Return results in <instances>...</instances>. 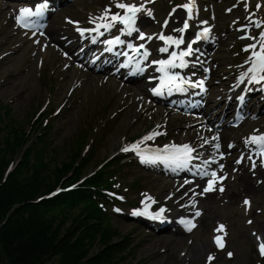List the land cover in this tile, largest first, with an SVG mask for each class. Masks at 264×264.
I'll return each mask as SVG.
<instances>
[{
    "label": "rangeland",
    "instance_id": "rangeland-1",
    "mask_svg": "<svg viewBox=\"0 0 264 264\" xmlns=\"http://www.w3.org/2000/svg\"><path fill=\"white\" fill-rule=\"evenodd\" d=\"M76 2L80 7L93 8L94 5L102 4L104 0H77ZM0 11L2 12L1 6ZM77 13L72 9V14L78 15ZM4 25L5 19L1 16L0 54L10 50L7 43L14 44L17 42V38H13L12 33L7 31ZM49 70L48 67L44 68L39 76L38 70L34 67V62L31 61L26 45L22 46V49L17 50L14 54L0 59V101L9 106L11 109L10 118L15 122L16 126L21 127V132L29 129L33 114L44 103L48 95H50L52 99L48 106L50 112L62 102L65 96V91L69 82L61 80L59 76L54 77L53 74H50ZM42 78H46L47 80ZM50 86H52L54 90L50 91ZM111 95H114L111 82H108L107 85H103V87L100 86V89L96 87L95 83H88L82 90L74 93L70 107L67 105L64 106L62 111L55 118L50 119L53 129L49 135V149L54 148L58 150L61 148V150H63L62 146L65 143L72 144V139L76 137V134L80 130H86L88 126L95 127L93 134L90 133L93 139V143L90 145L93 162L83 176L93 171L101 160L116 150L119 139L122 136L129 137L137 130L136 127L146 124V121H140L141 123L138 125L133 122L134 116L131 113L132 107H128L129 109L110 118L111 114L116 112L121 106L118 102L114 103L115 100L114 98H110ZM109 105L110 108L108 110ZM8 134L12 138L10 129H8ZM0 135H3V132H1ZM6 137L5 134L0 137V141L4 143L3 145H5ZM88 144H90V142H88ZM6 146H2L0 149V174L3 178L4 175H7V171L11 166H13V169L8 176L14 172L17 163L21 161V157L18 156L16 159L14 157L12 162H8L13 155H10ZM70 148L71 145H67L65 152L61 151L60 157L63 158L66 156ZM49 149H47V152H50ZM52 170L53 169H50L48 172V180H51L53 177ZM23 172L24 173L19 175L14 174V179L10 177L6 184L0 188V192L4 194L0 196V199H4L0 204V228L6 221L2 218L3 210L14 203V197L27 195L26 197H28V199L35 197L36 200L41 197L38 194L47 189L46 184H43V186L41 184L35 188L33 187L31 190L27 188V182L32 173L31 171ZM137 178H140V180H137L140 188L155 190V192L160 193V196H163L166 192L165 190L162 191L163 184L157 185L152 179L136 173L135 175L130 174L127 177L121 178L123 185L130 187V196L137 192L136 187L135 189L131 187L132 182ZM46 183L49 184L48 181H46ZM15 185L19 186L20 192L15 190ZM12 191L13 194H15L14 197L11 195ZM237 197L240 198L239 195ZM238 198H236L234 203L224 207L218 205L213 206L211 200L204 203L206 215L200 227L192 236L194 241L187 255L197 246H201L204 243L206 247L201 249L196 258H191L189 264H202L204 254L211 250L208 242L209 230L215 220L222 219H227L230 222L229 226L232 233L229 245L234 251L235 259L230 262V264H254L257 258L254 254L253 244L247 233L249 229L256 228L264 236V229L261 228L262 224L260 225L259 223L260 221H264V216H254L252 226L249 228L243 227L244 217L241 213L236 211L235 207ZM7 200L8 202L6 203ZM50 213H47L48 215L45 216V220H49L48 218H50L51 220L49 221H51L53 225L48 226L44 224L40 226V228H37L36 231H38V233H32L30 235L35 241L30 247L32 248L30 251L33 252L31 253V257H29L30 259H27V261L32 259L33 264H37L38 261L44 258L45 255L42 254L44 250L43 247H49L52 244H54V255L50 258H45L42 264H61L63 262L65 254L61 251V245L59 243L57 244V242L63 236L66 237L65 243L69 240V237L66 236L65 233L72 227L71 219L73 217L67 219L65 223H62L60 219L52 217ZM52 214L56 216V212H52ZM14 217L15 216H13V218ZM112 225L119 232V235L129 236L132 241V246H136L134 255H132L131 258L129 256L125 257L126 263L184 264V260L178 258L179 251L185 250L184 237L177 238L172 234L162 235L159 236L162 240L157 241L156 235L146 236L145 229L136 226L134 222H117L113 219ZM10 227L11 225L7 228ZM44 227L47 228L44 229ZM118 240V237L113 238L114 242ZM25 242L27 241L23 240L22 244L24 245ZM34 245L36 246L34 247ZM99 249L100 245L95 243L93 247H89L86 254L87 257L93 255L96 251L98 252ZM163 249L164 252H160ZM222 262H224V260H221L218 264ZM0 264L13 263H9L5 256L0 255Z\"/></svg>",
    "mask_w": 264,
    "mask_h": 264
},
{
    "label": "trees",
    "instance_id": "trees-1",
    "mask_svg": "<svg viewBox=\"0 0 264 264\" xmlns=\"http://www.w3.org/2000/svg\"><path fill=\"white\" fill-rule=\"evenodd\" d=\"M1 109L0 104V111ZM10 115L9 110H6L5 119H2L0 114V134L3 132V135L7 136L5 145L0 141V149L2 146H8H6L7 150H9L10 155H13L8 162H12L13 158L16 159L18 156L21 157V161L17 163L14 172L4 181H2L3 177L0 174V188L6 184L10 177L14 179L15 175L22 174L23 171H31L32 174L26 187L31 190L33 187L46 184L47 189L38 194L43 196L60 183L66 185L75 181L88 170L93 160L89 154L85 158L80 155L85 141L84 137H80L76 142L72 141V144L65 143L62 146L63 150L61 148L58 150L50 149V152H47L44 132L50 127L41 129L42 134L40 136L28 135L25 130L21 132V127L15 125ZM8 129H10L12 138L8 134ZM35 130H38V125ZM67 145H71V148L66 156L61 158V151L65 152ZM50 169H53V177L48 180ZM93 183L96 184V180ZM16 187L15 190L19 191V186ZM2 193L0 192V196L4 195ZM11 195L15 196L13 191ZM26 196L14 197V203L3 210L2 218L6 221L0 228V255L5 256L9 263L33 264L32 259L27 261L33 252L30 251L32 249L30 247L35 241L30 235L38 233L37 228L44 224L53 225L49 221L50 218L45 220L47 213L51 212L52 217H57L62 223L73 217L71 219L72 227L65 233L69 240L65 243L66 237L63 236L61 241L57 242L65 254L61 264H131L125 262V257L130 256L131 258L134 251L131 250L129 237L119 235L116 230H113L110 219L102 213L95 203L91 202L86 192L76 191L62 194L52 200H42L39 203H34L35 197L28 199ZM3 200L0 199V204ZM52 212H56V216ZM13 216L15 217L13 218ZM10 225L11 227L7 228ZM114 237H118L119 240L114 242ZM23 240L27 241L24 245L22 244ZM95 243L100 245L99 251L87 257L89 247H93ZM43 249L42 254L45 256L37 264H42L45 258L54 255V244L43 247Z\"/></svg>",
    "mask_w": 264,
    "mask_h": 264
},
{
    "label": "snow or ice",
    "instance_id": "snow-or-ice-1",
    "mask_svg": "<svg viewBox=\"0 0 264 264\" xmlns=\"http://www.w3.org/2000/svg\"><path fill=\"white\" fill-rule=\"evenodd\" d=\"M193 5H194V0H189L188 3L179 6V7L184 8L185 10H187L189 19H191ZM115 7L123 10V14L121 15L120 12H117V13L112 14L109 17L108 13L110 10L105 9V14L102 15L101 17H99V19L108 20V22L97 24L96 29H93L92 31H98L100 28H103L107 31L117 23L124 26L122 31H126L129 34L133 31H135L134 25L136 23L137 13L142 11L143 5L137 6L135 4H127L124 2H120V0H118ZM46 8H47L46 3L45 4H40V3L36 4L34 10H33V8H30V7H22L19 9L18 14L15 16V21H16L17 25H19L20 27H37L38 25H37L36 21L32 20V18L43 16ZM175 10L176 9H173V11H175ZM147 14L149 16H151V12H148ZM170 15H171V13H170ZM165 24H167V21H165ZM188 26H189L188 20L186 19L184 21L183 28L178 29L177 31L183 32L185 29L188 28ZM78 31H80L81 35L83 36L84 31H88V30L78 29ZM207 33H208V29L205 28L202 35L206 38ZM261 35L264 36V33H262ZM139 39H141V40H145V39L152 40L153 37L152 36L145 37L144 33L141 32L139 35ZM158 39L164 41V44L166 45V47H162L159 49L160 52H167L168 51V47H167L168 45H175L176 47H179V45L184 42L183 38L174 39L172 36H165L163 34H160L158 36ZM196 39L197 40L201 39V34H198ZM106 43L109 45H113V44H121V43H123V41H121L119 39V37H117L114 40L106 41ZM255 47H256V45H254V44L248 46V48H255ZM128 48L131 49V51L134 54L140 55L141 60H146L147 57L149 56V53L147 50L143 51V53L141 54V49L145 48L144 44H140L138 47H134L132 44H129ZM261 49L264 50V40L261 41ZM245 50H248V49H245ZM193 51L194 50H193L192 44L190 43L187 46V50L180 51L179 54H177V52L173 51L171 53L169 59H167V60L153 61V63L160 65V67L157 68L156 70L158 72L163 73V76L161 77L160 87L152 89L154 94H156V95L162 94V90L164 88H167L169 92H171L173 88H176L177 90H183L180 88L179 84L176 83L177 76L169 74V72L167 70L170 68L185 67L186 61L184 58L192 55ZM124 55H127V53H124ZM253 55L256 57V60L253 61L252 67L249 69V72L253 73L249 82L250 83L251 82L259 83L260 81H264V75H260V73H264V54H262V52H254ZM132 60H133V57H129L128 63L129 64L132 63ZM177 60H179V64L176 63ZM140 62H141L140 60H137L135 67L137 70L142 71V69H140ZM126 66H127L126 64L121 65V67H126ZM244 75H247V73H245ZM185 82L186 81H184L182 79L180 80L181 84L185 83ZM199 86L201 88H203V81L199 82ZM151 138H152L151 136H148V137H145L144 139H151ZM205 142H207V141H205ZM247 143L257 145L260 149L259 154L264 155V135H259V136L254 135V136L250 137L249 140L246 141V144ZM229 146L231 147V145H229ZM136 147H137L136 145L132 146L133 149H135ZM216 147L219 148V145H216ZM129 150L130 149L128 147H125L122 149V151H125V152H127ZM164 152H165L164 156L157 155L155 157V159L149 158V162L154 163L156 159H160L166 163L174 164L177 167H187L189 162L192 159H194V157L192 156L194 149L187 144L182 145V146L173 145V146H171V151H169L166 147ZM141 159L143 161L145 159V157L142 156ZM237 163H240V161L237 160ZM253 166L255 167V164H253ZM203 175H208V173L205 172V173H203ZM211 177H212V179L208 180V185L204 188L205 192H209L212 190L214 181L217 179L216 173L212 172ZM221 191H223V189H221ZM148 199H150V197ZM249 203L250 202L247 199L244 200L245 205H248ZM163 211L164 210L161 209V212H163ZM132 214L134 216L148 215L147 206H145L144 211H134ZM196 215H199V213H196ZM151 218L157 219V218H159V214L151 216ZM249 222L251 223V221H249ZM189 225L190 226H189L188 230H191V227H195V225H191V222H189ZM223 227H224L223 225H220L215 231H217V232L223 231ZM257 240L258 241L261 240V237H257ZM214 242L216 243L218 248L224 247L221 236H215ZM258 250H259L261 256H264V242L258 244ZM228 255L231 256L232 253H229ZM212 259H213V257L209 256V260H212Z\"/></svg>",
    "mask_w": 264,
    "mask_h": 264
},
{
    "label": "bare ground",
    "instance_id": "bare-ground-1",
    "mask_svg": "<svg viewBox=\"0 0 264 264\" xmlns=\"http://www.w3.org/2000/svg\"><path fill=\"white\" fill-rule=\"evenodd\" d=\"M113 85H115L114 83H112ZM241 181L244 182V188L245 190H253L254 187H252V185L250 183H248L247 179L242 178ZM262 229H264V225L261 227ZM161 240V238L157 239V241ZM206 244H202L201 246H197L195 249H193V251L190 252L191 258H196V256L198 255V253L201 251V249L205 248Z\"/></svg>",
    "mask_w": 264,
    "mask_h": 264
}]
</instances>
